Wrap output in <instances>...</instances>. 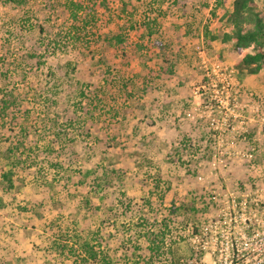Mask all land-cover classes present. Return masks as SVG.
<instances>
[{
	"label": "rangeland",
	"instance_id": "374dc122",
	"mask_svg": "<svg viewBox=\"0 0 264 264\" xmlns=\"http://www.w3.org/2000/svg\"><path fill=\"white\" fill-rule=\"evenodd\" d=\"M231 10L0 0V264H84L86 243L96 264H264V80L220 41ZM198 47L233 71L230 91Z\"/></svg>",
	"mask_w": 264,
	"mask_h": 264
},
{
	"label": "trees",
	"instance_id": "16d2710c",
	"mask_svg": "<svg viewBox=\"0 0 264 264\" xmlns=\"http://www.w3.org/2000/svg\"><path fill=\"white\" fill-rule=\"evenodd\" d=\"M226 1L227 0H219V4ZM260 1H263L262 7L259 5ZM71 4V9H75L72 12L73 19L77 21V9H81L82 6L73 2H71ZM123 8L126 9V5L123 4ZM124 16L127 17V14L123 12V18H125ZM128 18L130 19V17ZM156 19V17L153 18L148 24L145 20L141 22V27L144 26L149 29V37L154 33L153 27L155 26L154 24L157 23ZM225 21L231 29L222 35L220 41L222 43H232V51L236 58L235 67L240 72H246L250 75H257L262 72V78L264 80V0H232V10L226 13ZM129 22L130 21H128V24H130L132 29L137 26V23ZM107 41H109L110 44H112V41L120 44L123 42V38L120 34H116L113 35L112 38L107 39ZM156 45L160 49H164V44L159 42L158 39L156 40ZM249 49H252V51L245 52ZM31 56L33 58L36 57V55ZM160 62L162 64L169 62L167 61L166 55H164V59H161ZM38 63L41 64L39 61ZM10 151L11 149L8 150V153H10ZM1 174L9 186L8 188H13L15 185L13 181L14 171L12 168L8 171L3 170ZM67 178H69V175ZM164 243V234L160 237L155 235L154 239L150 241L147 251L160 253ZM84 249L88 258L76 256L74 262L77 260L86 262L84 264H96L99 262L98 254L93 249L92 245L86 243ZM104 263L111 264V260L107 259Z\"/></svg>",
	"mask_w": 264,
	"mask_h": 264
},
{
	"label": "built area",
	"instance_id": "2783aa9c",
	"mask_svg": "<svg viewBox=\"0 0 264 264\" xmlns=\"http://www.w3.org/2000/svg\"><path fill=\"white\" fill-rule=\"evenodd\" d=\"M198 54L201 58V64L203 66L202 68L205 73L204 74L205 80L209 82V85L216 88L220 86L221 83H224V85L222 86V89L227 92L230 91L232 89L231 87L232 81H235L234 76H233V71H231L228 67L223 65L221 62H210L209 63L205 59V53L203 49H201L200 47H198ZM217 101L219 102V100ZM235 196L237 197L232 199L233 208L240 207L241 209L246 210L248 214L252 213L250 212L252 205L258 204V201H255L252 199H249V200L240 199V197H238L239 196L238 193H236ZM259 213H261V211H259ZM218 221L219 220H216L214 224H216V222ZM220 223L221 221L218 222V224ZM236 264H240V263H236Z\"/></svg>",
	"mask_w": 264,
	"mask_h": 264
}]
</instances>
